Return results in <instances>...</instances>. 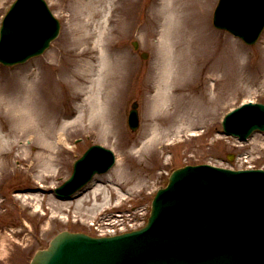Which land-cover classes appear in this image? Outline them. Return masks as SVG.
I'll list each match as a JSON object with an SVG mask.
<instances>
[{
	"label": "rangeland",
	"instance_id": "374dc122",
	"mask_svg": "<svg viewBox=\"0 0 264 264\" xmlns=\"http://www.w3.org/2000/svg\"><path fill=\"white\" fill-rule=\"evenodd\" d=\"M12 1L0 0V18ZM160 1L114 0L106 5V10L110 11L109 19L122 21L116 22L115 26L120 31L117 38L120 41L119 49L126 59H130L134 69L127 81L123 79L129 90L124 99L119 100V134L117 129V132L110 134L106 126L90 122L72 123L79 114L78 106L83 100L71 97L77 92L76 84L68 88L58 83L60 79H65V75L61 78L57 73L63 61L71 63L70 72L74 74L82 73L79 59H93L89 55L76 56L80 49L86 48L85 44L74 47L66 43L67 40L77 39L81 32H95V27L89 29L84 25L89 14V0L83 3L47 0L61 23L55 42L43 55L24 65L0 67V89L4 87L5 90V94L0 93V97L7 96L6 100L10 101L21 92L24 93L29 81L28 75L35 76L31 81L36 84L35 74L44 69L50 76L48 89L60 97L57 113L48 116L44 124L39 119L35 122L31 117L34 128L29 135L17 137L12 133L11 130L20 124L18 116L5 112L0 118V176L7 171L16 173V176H9L8 180L0 183V201L4 199V212L0 210V264H27L36 249L45 247L57 232L64 229L96 233L87 224L93 220L94 213L109 204L117 203L120 207L115 212L117 214L104 215L101 226L116 225L123 221L124 224L130 221L128 223L134 228L142 226L149 214L151 198L147 194L148 190L155 185L165 184L167 174L174 168L201 163L236 169L253 165L264 167V134H252L246 143H239L221 135L219 124L221 115L245 98L264 103V31L257 44L245 46L228 33L212 28L211 13L217 0H208L207 4H203L197 10V14H201L198 22H207L210 33L205 35L199 45L207 49L205 73H213L216 69L214 77L218 80L217 90L212 92L211 81L207 85L204 78L197 80L200 76L193 82L186 78L191 84L186 86L185 93L191 96L202 87L206 89L204 85L209 86L206 103L197 104L196 95L191 97L192 107L188 98L184 103L171 101L170 98L165 108L159 111L158 115L166 116L160 124L153 120L151 98L154 97L165 67L169 63L173 65V59H169L170 55L166 51V39L161 34L166 26L170 29L178 25L177 22H168L167 25L163 21L150 23ZM195 11L190 10L186 14L188 16ZM205 12L206 20L203 18ZM188 19L193 22L190 17ZM109 27L114 29L111 25ZM200 30L195 31L196 37ZM175 31L173 27L171 36ZM91 40L95 41V38ZM133 41L139 43L138 51H134ZM99 52L97 49L93 54L94 59H98ZM142 52L147 53L148 58H139ZM116 58V50L111 51L107 57ZM179 63V67L185 66V62ZM133 101L139 104L137 110L140 118V126L135 132L129 131L127 126L128 111ZM115 108L113 106V110ZM65 122L67 126L64 128ZM36 128L55 132L64 129L65 142H58L53 137L56 133L49 141L42 140ZM198 130L206 131L205 136L192 138L190 133ZM149 137V149H141L142 142ZM175 138H187V141L173 148L166 147ZM91 144H101L112 149L116 154V165L108 174L96 177L83 194L73 200L59 201L52 196L51 189L69 176L71 163ZM228 155L232 156L231 161ZM128 195L134 196L135 200L126 203Z\"/></svg>",
	"mask_w": 264,
	"mask_h": 264
},
{
	"label": "water",
	"instance_id": "95a60500",
	"mask_svg": "<svg viewBox=\"0 0 264 264\" xmlns=\"http://www.w3.org/2000/svg\"><path fill=\"white\" fill-rule=\"evenodd\" d=\"M259 5L264 0H222L214 24L250 42L264 22ZM46 11L40 0L16 2L1 29L0 61L22 62L47 47L58 28ZM225 127L241 137L264 129V107L233 114ZM76 164L72 178L59 189L63 195L94 172L107 170L112 156L96 146ZM170 180L155 198L145 228L97 239L64 232L31 264H222L242 252L260 256L264 264V173L203 166L184 168Z\"/></svg>",
	"mask_w": 264,
	"mask_h": 264
},
{
	"label": "bare ground",
	"instance_id": "6f19581e",
	"mask_svg": "<svg viewBox=\"0 0 264 264\" xmlns=\"http://www.w3.org/2000/svg\"><path fill=\"white\" fill-rule=\"evenodd\" d=\"M74 1L78 3L84 2V0ZM111 1L113 0H89L90 6L87 9L89 14L84 25L89 29L96 27L95 32H81L77 39L66 41L67 44H71L74 47H77L78 44H85L86 48L80 49L76 56L89 55L93 59H79L80 67L83 68L82 73L73 74L70 72L71 63L67 60L58 66L57 73L60 74L61 78L65 75V79H60L58 83L64 84L68 88L76 84L77 92L71 97L82 98L83 100L78 106L79 114L72 123L84 124L85 122H90L93 125L106 126L107 132L110 134L117 132V129L119 134V100L121 101L127 95L129 89L127 82L124 84V80L127 81L134 73V69L131 66L132 62L130 59H126L121 53L119 44L116 41L120 31L115 28L106 31L107 29L104 27L106 14L102 16V13L106 5ZM94 2L98 4L94 5ZM207 2L208 0H161L156 5L158 10L153 12L150 23L154 24L155 21L157 23L163 21L166 25L168 22L169 24L176 22L178 24L177 26L173 25L170 29L165 25L166 28L162 30L161 34V37L164 40L166 39V51L170 55L168 56L169 59H173V65L169 63L165 67L164 73L156 86L154 97L151 98L155 116H153V120L160 124L166 116L158 115L159 111L165 108L170 98L171 101L178 100L180 103H184L188 98L191 107L193 106L190 103L191 97L195 95L198 98L197 104L201 105V103L204 104L207 101L204 95L205 89L199 90L197 94L194 93V96L185 93L187 90L186 86L191 83L185 79L190 78L193 81L200 76L202 67L199 65L204 62L205 59L203 57L207 58L208 56H205L207 49L200 48L199 45L204 38L199 34L196 37L195 34L196 30L201 29L200 31H203L205 28L201 20L198 22L201 14H197V10L202 8V5L207 4ZM190 10L196 11L187 16L186 13ZM79 20H82V18H79ZM173 27L176 28V31L171 36L170 31ZM92 38H95V41L91 40ZM97 48L100 50V54L96 60L93 54ZM113 50L117 51V58L107 59L109 53ZM179 62H185V66L179 67ZM34 77L29 76L27 78L29 81L26 83L27 86L24 93L21 92L16 97H13L14 99H11L15 101L6 100L7 96L0 97V118L2 113L11 112L20 119V124L11 130L14 136L17 137L31 133L34 128L33 122L30 120L32 116L35 122L39 119L44 124L48 116H54L57 113L60 97L58 93L47 87L50 78L49 74L45 72V69L39 72L35 78L36 84L31 81ZM169 89H171V93H169ZM166 92L169 94H166ZM0 93L5 94L4 87L0 89ZM113 106L116 107L114 110ZM156 111H158L157 114ZM63 125L65 128L67 122L63 123ZM36 131L42 140L49 141L51 136L56 133L59 141L63 140L65 142L64 129L55 132V130L39 128L37 130L36 128ZM53 137L55 138V136ZM144 140L141 148L148 150L151 138Z\"/></svg>",
	"mask_w": 264,
	"mask_h": 264
}]
</instances>
